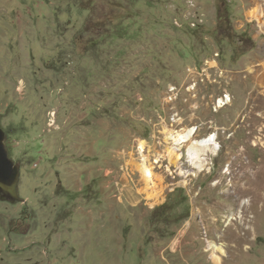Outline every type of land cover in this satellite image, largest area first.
Here are the masks:
<instances>
[{
    "label": "rangeland",
    "instance_id": "1",
    "mask_svg": "<svg viewBox=\"0 0 264 264\" xmlns=\"http://www.w3.org/2000/svg\"><path fill=\"white\" fill-rule=\"evenodd\" d=\"M261 1L0 0V126L23 198L0 191V264H264ZM191 127L221 145L203 170L167 150L166 130ZM232 161L263 170L243 229Z\"/></svg>",
    "mask_w": 264,
    "mask_h": 264
},
{
    "label": "bare ground",
    "instance_id": "2",
    "mask_svg": "<svg viewBox=\"0 0 264 264\" xmlns=\"http://www.w3.org/2000/svg\"><path fill=\"white\" fill-rule=\"evenodd\" d=\"M250 14H252V16L256 18V20L258 21V24L261 26V29L263 30L264 0L258 3L254 11L251 12ZM256 99H258V97L253 95L251 102L255 101ZM222 100H220L221 105L226 103L225 101H222ZM166 131H167V140L169 141V144H170L167 150L169 151V154L173 158L174 162H178V160L182 157V154L181 153L179 154V151H177L179 150L177 145L179 146L183 145L184 147H186L189 161L194 167H196L199 170H203L205 168L207 161H208V156L210 155V153L212 155H218L219 153L221 145L218 144L217 142L216 134H210L202 138H195L196 129L194 127L185 128L183 130L168 129ZM143 144L144 142L141 145L142 148L144 147ZM142 156L143 157L141 159V162L138 164V166L141 172L143 173V175L145 176L146 181L150 182L153 179V169L151 167V163H149L148 161V158L144 156V153H142ZM240 157L241 155H237L236 160H238V158ZM235 161L229 162L230 164L228 167V172L224 171L225 172L224 173L222 171L221 175L223 176L224 174L226 175L229 173V175L231 176L229 185L233 187L234 189L229 194V197L231 199L230 201H232L234 205L239 204L240 206H242L241 212H243V214L241 216H237L236 218L235 217L234 218L240 221L239 223L240 227L243 229L246 227V223L251 221L246 218L245 212H249L248 209L255 203V200H257V198H260L261 192H259L258 189L261 188L260 184L263 182V175H262L263 170L262 168L258 167L255 171H253V176H251L252 174H250V172H247L246 170L247 168L245 169V166H244L248 162L245 163L244 165H242V162L239 163L238 169H235L233 168L236 164L234 163ZM219 171H221V166L219 167ZM223 178L224 177H222L221 179ZM255 179L258 181V184H257L258 186H254V187L249 186L250 183L254 181ZM242 180H243V183H242ZM219 183H220V180H219ZM249 193H252L253 196L243 197L244 195L249 194ZM234 218L232 217V219ZM208 248L213 250L212 256L214 255L215 260L219 258L217 253H215L217 252L218 247L214 241L209 242Z\"/></svg>",
    "mask_w": 264,
    "mask_h": 264
},
{
    "label": "water",
    "instance_id": "3",
    "mask_svg": "<svg viewBox=\"0 0 264 264\" xmlns=\"http://www.w3.org/2000/svg\"><path fill=\"white\" fill-rule=\"evenodd\" d=\"M5 130L0 126V191L14 200H22L19 195L20 166L9 156L5 144Z\"/></svg>",
    "mask_w": 264,
    "mask_h": 264
}]
</instances>
